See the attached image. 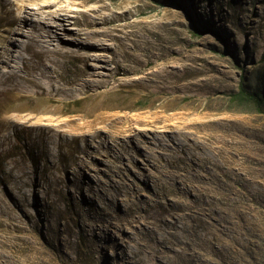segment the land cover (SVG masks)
Listing matches in <instances>:
<instances>
[{"label":"bare ground","instance_id":"1","mask_svg":"<svg viewBox=\"0 0 264 264\" xmlns=\"http://www.w3.org/2000/svg\"><path fill=\"white\" fill-rule=\"evenodd\" d=\"M99 1L76 18L81 27L71 29L62 13L66 6L42 5L43 20L29 19L19 28L12 10H3L10 3L0 0V28L13 26L12 39L0 34L7 57L0 55V64L8 67L0 97L20 89L39 98L0 102V264H254L255 235L235 229L236 214L219 187L223 166L211 155L222 153L212 136L194 135L192 123L182 120L185 113L177 117L184 128L161 124L168 117L154 113L145 129V137H159L151 154L135 145L131 150L122 138L133 137L130 125L122 128L133 118L114 110L132 104L104 94L111 78L123 95L151 87L171 93L159 104L165 108L176 105L180 77L164 65L145 69L144 63L172 55V47L149 40L128 20L131 13ZM70 57L77 62L73 74L61 69ZM63 95L82 98L74 109L78 117L58 119L62 108L54 103ZM23 111L38 118L9 115ZM92 116L105 124L85 129ZM176 130L179 142L172 138ZM89 137L121 140L108 145L117 149L112 154L102 140ZM104 155L110 163L100 166ZM65 196L76 208L71 214L60 204Z\"/></svg>","mask_w":264,"mask_h":264},{"label":"rangeland","instance_id":"2","mask_svg":"<svg viewBox=\"0 0 264 264\" xmlns=\"http://www.w3.org/2000/svg\"><path fill=\"white\" fill-rule=\"evenodd\" d=\"M3 1L10 3L3 10H12V17L19 28L23 27L26 20L33 19L35 22L43 20L44 15L39 12L40 7L52 3L66 6L68 9L62 13L72 21L68 27L79 29L80 22L76 18H80L82 13L91 7L102 4L99 0ZM102 1L114 12L131 13L128 20L136 21L138 29L155 44L172 47V55L166 53L162 58L152 59L148 64L146 60L145 69L153 71L164 65L173 68L180 77L181 85L179 84L180 90L175 98L176 105L165 108L159 107V104L171 100L173 98L171 93L160 94L155 87H151L138 90L136 93L132 92L133 94L130 95L124 92L123 95L118 91V83L111 78V84L102 89L104 94L120 97L119 101L132 104L130 109L114 110L117 115L127 114L133 118L122 127L126 129L130 125L133 137L122 138L129 147L131 146V150L135 145L145 153L151 154L153 143L159 137H145L147 133L145 129L149 127L147 120L154 113L168 117V119L161 118V124L172 123L179 127L182 123L177 117L185 113L187 117L182 120L185 124L192 123L189 129L194 135L212 136L218 143L222 158L218 154L210 153L223 166L219 187L226 193L231 203L227 204V208L236 214L235 229L239 231L241 229L248 234L254 233L253 238L258 246L254 264H264V103L259 106L251 100L238 96L244 85L248 91L258 92L264 99V0ZM12 27L10 24L1 27L0 34L4 33L8 39H12L13 35L8 31ZM4 45L5 43L0 40V55L2 59H7L3 50ZM75 60L70 57L61 63L64 73L75 72L77 63ZM108 66L109 69H115L113 63ZM6 68L8 69L0 64V88L6 85L3 75ZM109 69L103 72L108 74ZM117 77L123 79L125 75L118 74ZM19 90H10L1 94L0 102L11 104L39 101V98H31L27 93L22 94ZM54 104L62 108V112L57 115L58 119L78 117L74 109L82 106L83 100L79 95H63V100ZM10 114L30 118L34 115L38 118L35 114L29 115L26 111L9 112ZM138 118L144 121L138 122ZM193 121H196V124L193 125ZM92 123L97 126L105 124L92 116L85 121V129H88ZM181 127L184 128L183 125ZM179 131L173 133L172 138L175 142L183 138ZM148 133L152 136L151 132ZM89 138L95 141L102 140L104 144L106 143L104 149L111 150L112 154L117 149L107 148L108 145L121 140L119 137ZM98 160L100 166L110 163L105 155ZM28 161L32 163V159ZM75 197L78 202L83 201L79 191H75ZM60 204L68 214L76 209L72 199L67 196L60 200ZM32 210L35 212V208ZM229 217L234 218L233 215ZM229 233H232L231 229ZM26 248L28 250L29 247ZM107 254L112 256V250L109 249ZM47 255L56 260V255L52 251Z\"/></svg>","mask_w":264,"mask_h":264},{"label":"trees","instance_id":"3","mask_svg":"<svg viewBox=\"0 0 264 264\" xmlns=\"http://www.w3.org/2000/svg\"><path fill=\"white\" fill-rule=\"evenodd\" d=\"M238 96L247 100H251L259 106H262L264 103V99L260 93L256 91H248L244 85L241 87Z\"/></svg>","mask_w":264,"mask_h":264}]
</instances>
